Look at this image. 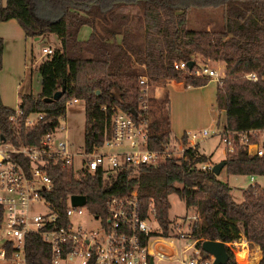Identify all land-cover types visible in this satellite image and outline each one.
<instances>
[{
  "label": "trees",
  "instance_id": "1",
  "mask_svg": "<svg viewBox=\"0 0 264 264\" xmlns=\"http://www.w3.org/2000/svg\"><path fill=\"white\" fill-rule=\"evenodd\" d=\"M123 7H136L139 13L129 14ZM207 7L222 10V26L191 29L189 12ZM10 19L16 20L27 38L54 34L59 40V47L36 66L40 91L18 94L23 113H43L47 123L17 128L9 120L14 109L0 98V137L15 145L39 143L65 116L67 101L78 99L84 102L83 147L92 151L111 134V107L138 109L144 86L141 76L151 87L163 86L171 78L185 87L203 86L211 77L192 73L197 62L207 61L225 65L215 92V106L225 113L222 128L264 127V0H0V22ZM83 26L90 28L86 39L79 38ZM2 52L0 38V70ZM190 60L196 62L192 68H173L175 61ZM249 73L257 79H248ZM148 101V144L161 149L174 135L169 100L163 94L148 96ZM248 141L256 138L249 136ZM245 148L236 140L233 151L225 154L227 174L264 177V152L249 154ZM187 152L190 162L168 158L136 168L119 167L106 176L76 174L51 159L45 172L52 187L43 196L62 213L70 196L84 195L89 211L105 214L110 196H126L136 189L142 211L152 206L162 234L169 235L173 229L169 196L177 194L197 212L189 234L201 254L208 255L201 246L206 240L229 242L243 235L259 247L258 264H264V186L249 184L242 201L236 202L227 182L197 166L212 154L202 153L197 144ZM25 240L28 264H50L49 247L41 237L28 234ZM227 254L226 264H236L229 250Z\"/></svg>",
  "mask_w": 264,
  "mask_h": 264
},
{
  "label": "built area",
  "instance_id": "2",
  "mask_svg": "<svg viewBox=\"0 0 264 264\" xmlns=\"http://www.w3.org/2000/svg\"><path fill=\"white\" fill-rule=\"evenodd\" d=\"M42 52L49 55L53 49L43 47ZM173 68L179 71L189 69L185 61H175ZM192 74L221 77L202 62H197ZM246 77L257 79L254 73ZM168 81L165 80L164 84ZM139 82L144 86L136 112L111 107V134L92 151H74L66 134H62L66 133V126L60 120L54 130L44 134L37 144L15 145L0 137V232L3 233L0 236V264H28L25 240L28 234L41 237L49 247L50 264H149L151 260L154 264L155 260L172 258L180 264H213L214 257L201 254L189 232L182 229L175 235H163L161 230H152L147 221L156 220L155 210L151 206L146 213L142 211L136 189L126 196H110L105 214L89 211L86 197L83 205L72 204L71 196L67 207L60 213L55 208L53 210L43 196V192L52 187L51 178L45 172L46 162L51 159L76 174L101 173L103 176L119 167L136 168L140 164H156L168 158L190 162L187 150L207 138L209 130L199 131V136L195 131L185 130L163 148H150L149 119L143 115L149 108L148 80L142 76ZM74 102L78 99L69 100L67 104ZM102 110H106L105 105ZM9 120L17 128L21 125L31 127L41 121L47 123L43 113L25 115L19 107L14 109ZM184 135H187V142ZM214 135H218L225 145L224 154L233 151L236 140L245 143L249 154L262 155L264 152V127L245 131L216 128L210 136ZM249 136L259 139L249 142ZM197 166L211 170L213 163L208 161ZM249 179L254 183L255 176L250 175ZM82 216H87L84 226L76 225L74 218ZM191 218L193 225L198 215L193 214ZM175 222L171 221L172 227L178 224ZM186 237L192 241L186 242ZM176 240L185 241L181 251L175 245ZM223 243L226 250L235 253L233 259L236 264H250L254 244L243 235ZM255 249L256 261H251V264H258L260 259L258 253L261 250L258 246Z\"/></svg>",
  "mask_w": 264,
  "mask_h": 264
},
{
  "label": "rangeland",
  "instance_id": "3",
  "mask_svg": "<svg viewBox=\"0 0 264 264\" xmlns=\"http://www.w3.org/2000/svg\"><path fill=\"white\" fill-rule=\"evenodd\" d=\"M122 11H126L129 14L139 13V9L136 7H123ZM188 26L191 29L200 30L206 28H215L219 29L222 26V10L220 8H195L192 9L188 14ZM90 28L88 26H83L79 32L80 39H86L89 35ZM28 43L26 44V53L31 52V70L33 73L30 78V88L32 89L33 94H37L40 91V76L37 71L36 66L41 62L43 58L46 57V54L42 52L43 47H51L53 50L59 47V40L56 35L50 34L46 37H36V38H28ZM33 57V58H32ZM199 59V58H198ZM200 61V60H198ZM219 62V61H218ZM217 61H207V64L211 69L216 71V75H223V68ZM142 77V76H141ZM140 77V78H141ZM145 77V76H144ZM213 81L216 83H210L209 87H214L217 84V79L215 77H211ZM148 80V79H147ZM174 80V79H169ZM176 81V80H175ZM165 85V84H164ZM159 85H153L152 87L148 85L147 96H155L157 97L158 91L160 92ZM24 92L27 90L24 88ZM188 98H181L179 101L175 100L176 106L173 108L175 116L179 122H185L189 124L190 131H195L198 133L202 131L204 128L209 129L210 135L215 133L216 128L220 130L225 125V113L223 110H219L215 104L211 105L209 101V107L203 103V100L199 95L198 88L196 87H188ZM148 101V97H147ZM16 102V101H15ZM213 103V102H212ZM16 104V103H15ZM149 104V101H148ZM174 104V102H173ZM15 106V105H14ZM148 119L150 121L149 111L147 113ZM61 123L66 126V134L67 140L71 145L74 151H82L84 149V102L82 100H78V102L67 104L66 113L64 117L59 119ZM218 126H217V124ZM188 131V130H186ZM176 135H173L171 138V142L174 141ZM256 141H258L259 137H255ZM198 139V138H197ZM196 139V140H197ZM206 139V138H205ZM204 139L201 140V144L199 148L208 152L211 155V158L208 160L213 164L222 161L225 157L223 153L225 151V145L221 141L218 135H214L212 138L208 137L206 142H203ZM219 179L227 182L231 186V194L233 199L236 202H240L243 199L242 192L247 188L250 182V175H229L227 174L225 168L223 167L220 173L217 175ZM253 184H257L259 186H264V177L255 176V181ZM170 208H169V217L171 221H177L178 224H173V229L171 233L173 235L178 232V230H182L185 233H190L191 226L193 223V218L191 216L193 214H197V212L186 205L184 201H182L177 194H171L169 196ZM42 204V203H41ZM43 209V206L40 208ZM85 220H87V216H82L79 218H74L75 224H81L84 226ZM149 227L154 231H160L161 228L155 219H151L147 221ZM3 233L0 232V236ZM178 236V235H177ZM186 242H191L192 240L186 237ZM185 241H175V245L179 251L182 250V246ZM254 244V243H253ZM254 246V247H253ZM251 247L250 259L248 263H252L251 261H256V249L255 244ZM235 256V253H232ZM187 255V253H186ZM260 260V259H259ZM154 264H180L178 260L175 258L165 259L162 261L155 260Z\"/></svg>",
  "mask_w": 264,
  "mask_h": 264
},
{
  "label": "crops",
  "instance_id": "4",
  "mask_svg": "<svg viewBox=\"0 0 264 264\" xmlns=\"http://www.w3.org/2000/svg\"><path fill=\"white\" fill-rule=\"evenodd\" d=\"M0 38L3 40L2 68L0 70V98L5 106L16 109L19 103L18 94L20 92L23 93L24 88L27 90L26 93L32 91L30 88V78L33 73V70L30 69L32 66V49L31 52L26 53V44L29 40L25 36L23 29L14 19L0 22ZM218 63L224 69V63L220 61ZM210 83L216 82L211 79L206 85L196 87L199 93H201L199 96L203 100V103L208 107L209 101L211 105L215 104L216 84L214 87H209ZM188 92V87H185L182 82L175 80H169L165 85L160 87V92L158 91L157 97L165 94L169 100L170 128L174 135H180L185 130L190 131L189 124L186 121L179 122L173 111V108L176 106L175 100L179 101L181 98H188ZM208 137L212 138L213 136L209 135ZM207 138L203 142H206ZM200 142L197 143L198 149L202 153L209 154L199 148ZM258 254L261 257V252Z\"/></svg>",
  "mask_w": 264,
  "mask_h": 264
},
{
  "label": "water",
  "instance_id": "5",
  "mask_svg": "<svg viewBox=\"0 0 264 264\" xmlns=\"http://www.w3.org/2000/svg\"><path fill=\"white\" fill-rule=\"evenodd\" d=\"M188 68H192L193 61L190 60L187 62ZM58 93H56L57 95ZM133 111V110H132ZM224 162L219 161L212 166L211 171L218 175L221 169L224 167ZM71 202L74 205H83L85 203V196L84 195H72ZM202 249L207 253L211 254L214 257L213 264H226L228 259V254L226 247L222 241H215V240H206L202 242ZM149 264H153L151 260Z\"/></svg>",
  "mask_w": 264,
  "mask_h": 264
}]
</instances>
